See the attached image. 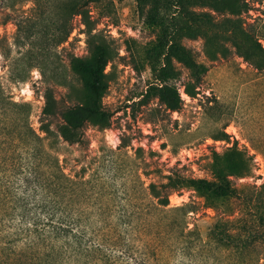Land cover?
I'll return each instance as SVG.
<instances>
[{
    "label": "trees",
    "instance_id": "obj_1",
    "mask_svg": "<svg viewBox=\"0 0 264 264\" xmlns=\"http://www.w3.org/2000/svg\"><path fill=\"white\" fill-rule=\"evenodd\" d=\"M102 1L58 0L63 9L56 35L59 45L70 37L75 17L85 25L90 55L72 56L70 65L83 79L87 101L63 108L44 80L45 102L37 131L30 121V103L15 101L0 84V264H185L189 240L198 238L199 232L189 226V213L194 212L191 205L169 206V196L183 189L194 190L216 211L209 241L220 248L235 242L237 233L228 228L231 205L219 211L221 207L215 202L238 194L231 176L251 173L250 158L237 142L223 153H213L215 180L179 171L165 174L157 169L154 172L163 180L147 183L144 177L151 173L145 169L148 163L140 152L132 159L127 177L118 169L88 173L89 165H82L74 174L66 172L67 158L61 159L57 149L59 139L85 147L84 122L107 114L102 99L110 55L107 46L95 40V21L88 7ZM136 2L145 25L157 31L146 49L145 58L156 80L147 89L146 101L157 98L168 110L178 111L183 101L177 87L170 84L179 74L175 63L185 67L197 83L207 71L183 39H202L204 53L211 61L237 54L264 71V48L244 25V14L253 9L249 0ZM57 118L54 130L52 121ZM225 137L224 131L216 135L221 140ZM124 147L122 142L118 149ZM249 203L264 208V201ZM256 213L264 228V210L256 209ZM253 239L255 236L246 241Z\"/></svg>",
    "mask_w": 264,
    "mask_h": 264
},
{
    "label": "rangeland",
    "instance_id": "obj_2",
    "mask_svg": "<svg viewBox=\"0 0 264 264\" xmlns=\"http://www.w3.org/2000/svg\"><path fill=\"white\" fill-rule=\"evenodd\" d=\"M249 1L253 9L244 14V25L264 48V0ZM88 7L95 21V40L104 43L110 55L102 99L107 114L84 122L85 147L59 139L57 149L61 159L67 158L66 172L74 174L82 165H89L88 173L118 169L127 177L132 159L140 152L148 163L145 169L151 173L144 177L147 183L163 180L154 172L157 169L165 174L179 171L189 177L215 180L213 153H223L237 142L250 158L251 173L231 176L238 194L215 202L221 207L219 211L231 205L228 228L237 233L234 244L220 248L209 241L216 211L194 190L172 193L169 206L189 204L194 210L188 221L199 237L189 240L185 264H264V228L256 213V209L264 208L249 203L264 201V71L237 54L211 61L204 53L202 39H183L207 71L197 83L185 67L175 63L179 74L170 84L177 87L183 105L178 111H170L157 98L145 99L148 87L156 83L145 57L157 31L145 25L136 0H104ZM62 10L58 0H0V84L15 101L30 103V121L37 131L45 102L44 80L63 108L87 101L83 79L70 65L72 56L90 55L85 25L75 17L70 37L59 45L56 35ZM59 120L53 119L54 130ZM221 131L227 134L224 140L216 138ZM122 142L126 147L118 149ZM121 176L119 182L123 181ZM253 236L252 242L246 241Z\"/></svg>",
    "mask_w": 264,
    "mask_h": 264
}]
</instances>
